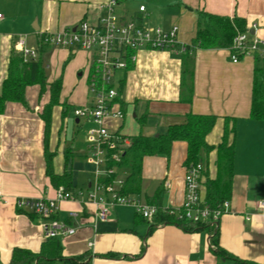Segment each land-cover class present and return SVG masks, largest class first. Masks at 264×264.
<instances>
[{
	"label": "crops",
	"instance_id": "1",
	"mask_svg": "<svg viewBox=\"0 0 264 264\" xmlns=\"http://www.w3.org/2000/svg\"><path fill=\"white\" fill-rule=\"evenodd\" d=\"M108 1L0 0V93L11 57L20 56L18 39L25 37L43 61L48 83L62 79L60 100L67 104L66 116L62 106L54 108L48 147L55 153L54 172L71 174L76 193L83 195L82 186L87 193L95 186L96 168L86 161L87 155L73 149L74 134L85 121L76 118L74 110L91 104L87 94L91 55L53 47L41 52L39 41L42 34L76 28L83 21L97 24L104 15L100 6ZM141 6L145 12H140ZM115 11L146 28L177 26L179 41L189 47L200 12L244 19L252 35L264 40V0H120ZM230 54L223 48L188 54L139 50L135 63L116 75V108L125 118L105 121L110 132L131 140L140 134H166L171 125L185 123L189 114L216 116L217 123L207 136L215 148L207 170L214 178L217 148L226 119L230 120L235 161L229 212L216 223L206 220L200 229L187 231L178 224L145 220L133 206L110 208L107 220L101 221L97 206L83 198L62 202L57 217L76 232L59 238L64 260L55 264H264V210L257 206L264 200V122L251 117L254 71L260 62L255 56H245L234 63ZM186 61L193 64L192 93L184 89ZM50 100L49 90L41 93V87L33 85L26 90L25 105L9 102L0 115V264H11L16 249L40 253L47 246L40 219L20 211L17 202L52 199L58 191L47 175L46 124L41 118ZM186 157L183 141L173 144L169 158L146 157L138 199L158 203L163 209L181 208ZM70 213L77 216L70 217Z\"/></svg>",
	"mask_w": 264,
	"mask_h": 264
},
{
	"label": "built area",
	"instance_id": "2",
	"mask_svg": "<svg viewBox=\"0 0 264 264\" xmlns=\"http://www.w3.org/2000/svg\"><path fill=\"white\" fill-rule=\"evenodd\" d=\"M117 0H109L100 6L104 15L93 25L87 21L81 22L76 28H70L54 34H42L39 43L53 48H66L86 51L91 55L90 72L88 76L91 104L74 110V116L85 120L96 127L88 131L89 154L86 161L96 168L95 186L84 196L81 193L65 192L59 189L55 198L20 199L17 208L27 211L40 219L41 228L46 239L67 237L75 234V229L60 221L57 215L62 202H77L80 198L87 203H93L98 208V218L107 220L110 208L115 206H133L137 214L152 221L157 214L155 206L145 204L135 197H125L119 194L123 179H117L114 184L104 187L99 184L101 175L114 173L107 169L109 160L118 163L124 150L131 145V140L118 133H112L105 125L107 119L123 120L125 114L116 108L119 91L116 85L118 72L128 70L136 61L139 50L173 51L178 54L190 53V47L178 39L179 28L173 26L168 30L162 28H146L135 20L120 17L115 8ZM140 12L146 7L141 6ZM3 18L0 14V20ZM18 51L25 63L38 59V51L28 46L26 38L20 37L17 42ZM238 53L244 56L259 55L264 57V40L257 39L248 30L238 33L234 40V51L231 60L240 61ZM117 151V152H113ZM204 168L198 164L186 168L185 201L181 208L171 209V214L181 213V217L194 223L210 220L218 222L221 216L229 212V202L212 211L201 206V178ZM104 193L105 197L99 194ZM258 209L264 210V200L258 203ZM77 216L70 213V217Z\"/></svg>",
	"mask_w": 264,
	"mask_h": 264
},
{
	"label": "trees",
	"instance_id": "3",
	"mask_svg": "<svg viewBox=\"0 0 264 264\" xmlns=\"http://www.w3.org/2000/svg\"><path fill=\"white\" fill-rule=\"evenodd\" d=\"M119 3L120 0H117ZM248 29L244 19L230 18L213 15L205 12L199 13V22L196 36L190 46V52L197 49L223 48L230 52L234 51V40L238 33H246ZM48 45L39 43L41 52H45ZM188 54V53H186ZM240 59L243 54L238 53ZM260 62L254 71V86L252 93L251 117L264 122V57L255 55ZM261 58V59H260ZM187 62V61H186ZM184 89L192 93L193 89V64L188 61L183 70ZM33 85L41 87V93L49 90L51 100L45 106L41 118L46 124V159L47 175L52 185L65 192L76 193L71 174L65 172L56 174L53 169L52 159L55 153L49 152V139L52 130V119L54 108L63 107V117L66 116L67 104L61 103L62 79L48 83L46 68L41 58L25 63L21 56H12L9 64L8 76L5 79L0 93V115L5 112L9 102L26 104V90ZM218 118L216 116L189 114L183 124L171 125L166 134L146 137L142 134L131 138V145L121 155V161L116 163L109 160L106 168L113 169L110 175H101L99 184L107 187L117 179H123L124 184L119 189V194L125 197L138 198L141 193L143 161L150 156H164L169 158L173 144L183 141L187 144L186 168L202 165L204 170L201 178V206L212 211L220 209L228 202L232 193L234 178L235 145L230 141L234 134V127L229 126L226 119V127L222 142L218 146L217 175L210 177L208 173V159L210 153L215 149L207 142V136L213 131ZM228 124V125H227ZM117 152V151H113ZM149 205L157 208L154 220L164 224H178L187 231L200 229L202 223H194L181 217L179 214H171V209H163L158 203ZM35 216L34 214H32ZM58 218V217H57ZM215 226V225H214ZM207 227V226H205ZM47 246L40 253L16 249L12 256L11 264H55L63 261L62 246L59 238L47 240ZM224 253L221 250L218 251ZM229 256L228 254H224Z\"/></svg>",
	"mask_w": 264,
	"mask_h": 264
},
{
	"label": "rangeland",
	"instance_id": "4",
	"mask_svg": "<svg viewBox=\"0 0 264 264\" xmlns=\"http://www.w3.org/2000/svg\"><path fill=\"white\" fill-rule=\"evenodd\" d=\"M87 94H88V98L91 99L89 90L87 91ZM70 113H72V110ZM91 129H92V126H89L85 121H82V129L80 128V130L76 131V133L74 134L73 149L80 154H85V156L89 154V143H88L87 132ZM82 189H83V193L85 194L84 196H86L87 189L84 186H82ZM99 195L105 197L104 193H101Z\"/></svg>",
	"mask_w": 264,
	"mask_h": 264
},
{
	"label": "water",
	"instance_id": "5",
	"mask_svg": "<svg viewBox=\"0 0 264 264\" xmlns=\"http://www.w3.org/2000/svg\"><path fill=\"white\" fill-rule=\"evenodd\" d=\"M251 34H253V35H254V32H253V31H251Z\"/></svg>",
	"mask_w": 264,
	"mask_h": 264
}]
</instances>
